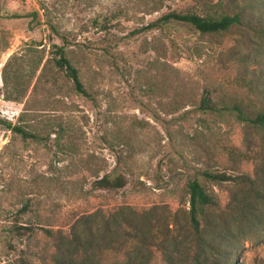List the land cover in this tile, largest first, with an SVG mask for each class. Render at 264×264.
Wrapping results in <instances>:
<instances>
[{
	"label": "rangeland",
	"instance_id": "obj_1",
	"mask_svg": "<svg viewBox=\"0 0 264 264\" xmlns=\"http://www.w3.org/2000/svg\"><path fill=\"white\" fill-rule=\"evenodd\" d=\"M48 1L53 23L69 33L67 50L89 95L63 72L49 68L41 75L54 44L63 41L43 17L23 16L38 1L0 0V264L50 261L53 241L45 229H67L79 212L118 204L184 208L194 178L226 206L241 186L203 173L256 174L261 133L223 108L257 96L247 73L260 68L264 36L245 23L222 32L203 33L188 23L129 32L170 8L208 15L235 5L247 15L254 0H173L139 22L123 18L109 33L100 27L112 0ZM32 42L40 49L13 64L25 69L27 90L10 99L14 84L4 85V64ZM109 44L116 46L106 54ZM204 95L215 110L202 108ZM2 121L33 128L43 139H23ZM106 173L126 174V185L96 189L97 176ZM20 226L30 229L16 232ZM241 261L264 264V237L246 243Z\"/></svg>",
	"mask_w": 264,
	"mask_h": 264
},
{
	"label": "trees",
	"instance_id": "obj_2",
	"mask_svg": "<svg viewBox=\"0 0 264 264\" xmlns=\"http://www.w3.org/2000/svg\"><path fill=\"white\" fill-rule=\"evenodd\" d=\"M37 1L39 8L23 16H31L33 20L43 17L45 23L63 41L62 45L54 44L55 56L44 64L41 75L49 68L55 69L56 73L63 72L78 93L89 95L81 77V69L73 63L67 50L70 45L69 33L60 32L53 23L49 1ZM172 1L112 0L106 14L108 17L100 28L109 33L112 28L122 23L123 18L139 22L147 15L160 12ZM251 7L252 11L247 15L245 8L235 5L231 10L223 8L219 13L208 15L170 8L153 21L135 27L129 35L163 28L172 23H188L203 33L228 31L234 25L245 23L264 36V0H254ZM113 20L116 23H112ZM93 22L99 24L98 16ZM114 37H118L117 33H114ZM34 44L36 43H28L24 53L12 54L4 64V85L8 87L14 84L15 87L11 89L8 97L10 99L20 100L25 95L27 89L22 87V81L26 77L25 69L20 66L15 68L13 64L20 57L33 55L34 50L40 49L39 46L34 47ZM118 44L116 40V45ZM78 45L81 53H84L86 45L81 42ZM116 45H106L103 48L104 53L109 54ZM41 58L38 62H42ZM258 62L260 68L247 73L250 78L247 86L257 96L250 97L248 101L240 99L223 108L235 111L239 121L249 131L256 130L261 133L263 149L258 153L256 174L232 175L210 170L203 173L212 181H234L241 186L232 193L226 206L222 207L214 193L194 178L187 183L188 199L184 208L180 206L173 209L168 204H155L145 209H137L129 204L101 206L93 211L77 213L67 229L56 232L45 229L53 241L51 260L29 264H155L158 258L164 264H244L241 260L246 243H253L254 238L264 237V59ZM211 102L210 97L204 95L202 108L215 110L216 107ZM2 123L20 134L23 139H43L33 128L13 125L8 121ZM126 183V174L106 173L97 176L94 186L96 189L110 191L120 189ZM16 228V232L30 229L28 226Z\"/></svg>",
	"mask_w": 264,
	"mask_h": 264
}]
</instances>
